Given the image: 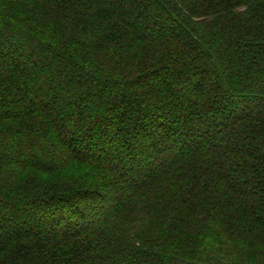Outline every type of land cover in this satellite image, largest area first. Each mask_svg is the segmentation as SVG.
<instances>
[{
  "label": "trees",
  "instance_id": "obj_1",
  "mask_svg": "<svg viewBox=\"0 0 264 264\" xmlns=\"http://www.w3.org/2000/svg\"><path fill=\"white\" fill-rule=\"evenodd\" d=\"M0 48V264H264V0H0Z\"/></svg>",
  "mask_w": 264,
  "mask_h": 264
},
{
  "label": "rangeland",
  "instance_id": "obj_2",
  "mask_svg": "<svg viewBox=\"0 0 264 264\" xmlns=\"http://www.w3.org/2000/svg\"><path fill=\"white\" fill-rule=\"evenodd\" d=\"M19 46H22V42H18L17 43V47H19ZM0 50H2L1 48H0ZM16 61H19V58H18V56H16V59H15V61L14 62H16ZM244 64H245V66H247V64H248V60H245V62H244ZM42 76V75H41ZM43 77V76H42ZM50 76H45L44 77V79L45 78H49ZM54 84H55V86H56V88H57V92H58V94H61V89H59V81L58 80H56V81H54ZM73 88H75V87H73ZM180 96V91H179V89L177 90H174L173 91V93H172V99L170 100V102L172 101V102H176V99L178 98ZM169 98V97H168ZM88 107H87V109H85V114H87V115H90L91 113L88 111ZM71 111V109H69V112ZM146 122H149L147 119L145 120ZM99 123V125H102V127L103 128H105V125H106V123H105V120L103 119L102 121L100 120V122H98ZM37 154V156L39 155V153L37 152L36 153ZM34 157V156H33ZM42 158H44L45 159V157H42ZM14 202L15 201H13V200H8L7 201V206L6 207H9V206H12V205H14ZM9 228H11L12 229V227L11 226H9ZM18 231H19V229H18Z\"/></svg>",
  "mask_w": 264,
  "mask_h": 264
}]
</instances>
